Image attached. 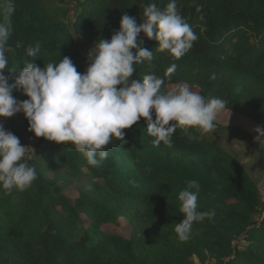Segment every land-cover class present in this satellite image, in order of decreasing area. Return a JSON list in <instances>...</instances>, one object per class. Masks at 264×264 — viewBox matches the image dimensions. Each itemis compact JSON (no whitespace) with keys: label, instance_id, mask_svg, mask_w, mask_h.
<instances>
[{"label":"trees","instance_id":"obj_1","mask_svg":"<svg viewBox=\"0 0 264 264\" xmlns=\"http://www.w3.org/2000/svg\"><path fill=\"white\" fill-rule=\"evenodd\" d=\"M169 2L60 0L58 19L40 0H11L14 11L8 10L9 0H0V22L9 27L13 49L7 54L13 70L4 74L15 84L25 62L35 59L43 68L65 56L85 73L89 61L75 37L93 44L110 40L124 14L139 25L146 5L164 9ZM176 4L198 39L176 59L139 33L137 41L153 58L135 65L132 78L155 74L163 79L162 91L169 85L197 87L264 128V0ZM37 43L38 57H29L27 49ZM12 94L28 99L19 86ZM0 122L21 145L35 136L22 112ZM123 131L125 139L113 138L96 167L70 142L37 138L27 156L37 172L32 185L10 194L0 187V264H206L207 258L214 264H264V203L241 158L194 128L178 127L171 147L153 145L143 117ZM189 180L200 184L198 211L215 215L194 222L190 238L180 241L174 231L183 219L178 195Z\"/></svg>","mask_w":264,"mask_h":264},{"label":"clouds","instance_id":"obj_2","mask_svg":"<svg viewBox=\"0 0 264 264\" xmlns=\"http://www.w3.org/2000/svg\"><path fill=\"white\" fill-rule=\"evenodd\" d=\"M8 10L14 11L11 0ZM200 10L198 6L197 11ZM143 16V23L137 25L135 18L124 14L111 39L98 40L89 50L85 73L78 72L67 56L43 68L33 59L24 63L15 84H10L4 74L5 69L13 70L8 67L7 55L13 49L8 43L9 27L0 22V117L22 112L36 137L70 142L94 167L107 158L106 146L113 138L123 141V129L130 128L141 117L156 147L161 142L171 147V137L178 127L185 132L194 128L212 133L217 114L225 107L222 99L209 100L183 84L162 91L163 79L155 74H146L142 80L132 78L135 65L153 58L152 51L137 41L139 33L157 40L158 50H167L176 59L184 56L198 39L180 14L176 0H170L164 9L155 3L146 5ZM39 50L37 43L27 49V55L37 58ZM175 68L173 64L167 69L169 77ZM16 86L28 99L21 101L13 96ZM254 130L259 133L257 139L264 136V128ZM27 161L26 146L0 122V187L6 194L13 188L24 191L37 178L35 168ZM199 191L198 181L189 180L179 192L183 219L175 224L174 231L180 241L190 238L194 222L215 215L214 211H198Z\"/></svg>","mask_w":264,"mask_h":264},{"label":"rangeland","instance_id":"obj_3","mask_svg":"<svg viewBox=\"0 0 264 264\" xmlns=\"http://www.w3.org/2000/svg\"><path fill=\"white\" fill-rule=\"evenodd\" d=\"M59 4L60 0H40L41 8L47 10V12L58 19L61 18V16L57 14ZM70 14H72V12H70ZM75 43L80 54L84 58V62L86 63L88 61L87 54L89 50L95 46V44L85 42L77 37H75ZM176 86L177 85H169L168 89ZM189 87L193 91L199 92L197 87ZM214 123L216 129L213 130L212 133L204 134H206L210 140H214L215 142L222 144L225 148L232 151L238 158H241L249 174L254 179L258 187L261 200L264 203V139H257L259 133L254 130L259 127V125L248 118L237 115L233 111L226 109H223L217 114ZM37 138L38 137L36 136L27 137V144L24 145L26 146L27 156H31L35 151V142L37 141ZM234 244L244 245L245 243L243 244L239 241H234ZM193 260L200 263L196 256H193ZM206 264H214V262L212 259L207 258Z\"/></svg>","mask_w":264,"mask_h":264}]
</instances>
